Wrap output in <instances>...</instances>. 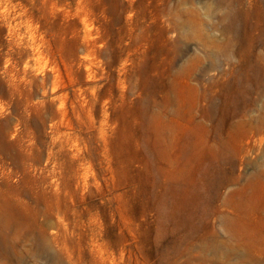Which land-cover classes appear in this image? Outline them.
I'll use <instances>...</instances> for the list:
<instances>
[{
	"label": "rangeland",
	"instance_id": "374dc122",
	"mask_svg": "<svg viewBox=\"0 0 264 264\" xmlns=\"http://www.w3.org/2000/svg\"><path fill=\"white\" fill-rule=\"evenodd\" d=\"M0 209V264H264V0H0Z\"/></svg>",
	"mask_w": 264,
	"mask_h": 264
},
{
	"label": "bare ground",
	"instance_id": "6f19581e",
	"mask_svg": "<svg viewBox=\"0 0 264 264\" xmlns=\"http://www.w3.org/2000/svg\"><path fill=\"white\" fill-rule=\"evenodd\" d=\"M0 210H2V209H0ZM0 242L2 241V238L3 237H6V226H4V227H2V228H0ZM2 249V243L0 244V250Z\"/></svg>",
	"mask_w": 264,
	"mask_h": 264
}]
</instances>
